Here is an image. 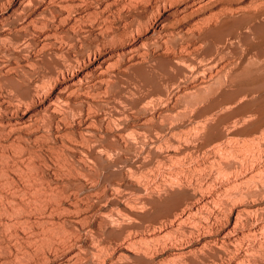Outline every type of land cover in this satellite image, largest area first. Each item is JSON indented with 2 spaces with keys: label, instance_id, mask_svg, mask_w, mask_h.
Returning <instances> with one entry per match:
<instances>
[{
  "label": "rangeland",
  "instance_id": "rangeland-1",
  "mask_svg": "<svg viewBox=\"0 0 264 264\" xmlns=\"http://www.w3.org/2000/svg\"><path fill=\"white\" fill-rule=\"evenodd\" d=\"M263 5L0 0V264H264Z\"/></svg>",
  "mask_w": 264,
  "mask_h": 264
},
{
  "label": "bare ground",
  "instance_id": "bare-ground-1",
  "mask_svg": "<svg viewBox=\"0 0 264 264\" xmlns=\"http://www.w3.org/2000/svg\"><path fill=\"white\" fill-rule=\"evenodd\" d=\"M252 1V0H251ZM256 1V0H255ZM263 2V1H262ZM108 3V2H107ZM240 3V2H239ZM260 3H261V1H260ZM262 4V3H261ZM125 5V4H124ZM200 5V4H199ZM257 5V4H256ZM258 5H259V2H258ZM257 5V6H258ZM248 6V5H247ZM250 6H251V4H250ZM264 6V5H263ZM26 7V6H25ZM241 7V6H240ZM262 7V6H261ZM260 7V8H261ZM227 8V7H226ZM225 8V9H226ZM247 8V7H246ZM251 8V7H250ZM259 8V7H258ZM104 9V8H103ZM122 9V8H121ZM224 9V8H223ZM224 9V10H225ZM244 9V8H243ZM23 10V9H22ZM120 10V9H119ZM185 10V9H184ZM235 10H237V9H235ZM248 10V12L249 13H251V15L252 14H254V12H255V10H256V8H253V9H247ZM226 11V10H225ZM230 11V10H229ZM258 11V10H257ZM221 12V11H220ZM232 12V11H231ZM178 13V12H177ZM246 13V12H245ZM258 13V12H257ZM224 14V13H223ZM251 15H250V17H251ZM256 15V14H255ZM101 16V15H100ZM234 16V15H233ZM216 17V16H215ZM210 18V17H209ZM218 18V17H217ZM255 18V17H254ZM44 19H46V18H44ZM205 19V18H204ZM212 19V18H211ZM263 19V18H262ZM115 20V19H114ZM207 20H208V18H207ZM264 20V19H263ZM44 21V20H43ZM46 22V21H45ZM35 24V23H34ZM113 24V23H112ZM206 24V23H205ZM204 24V25H205ZM201 25V24H200ZM208 25V24H207ZM260 25V24H259ZM115 26V25H114ZM254 26V25H253ZM38 27V26H37ZM199 27V26H198ZM262 26H258L257 27V30H259L260 28H261ZM111 29V28H110ZM195 29H197V27L195 28ZM235 29V28H234ZM250 30V29H249ZM256 30V31H257ZM114 31V30H113ZM228 31V30H227ZM254 31V30H253ZM214 32V31H213ZM110 33V32H109ZM114 33V32H113ZM212 33V32H211ZM257 33V32H256ZM197 34V33H196ZM242 34V33H241ZM254 34V33H253ZM200 35V34H199ZM233 35V34H232ZM160 36V35H159ZM197 36V35H196ZM224 36V35H223ZM264 37V36H263ZM187 38V37H186ZM256 38V37H255ZM167 39V38H166ZM196 39V38H195ZM216 40V39H215ZM211 41H212V39H211ZM261 41V40H260ZM145 42V41H144ZM143 43V42H142ZM173 43V42H172ZM255 43V42H254ZM146 44V43H145ZM168 44V43H167ZM203 44V43H202ZM206 45V44H205ZM243 45V44H242ZM138 47H139V45H138ZM198 47V46H197ZM168 48V47H167ZM210 48V47H209ZM197 49V48H196ZM217 49V48H216ZM230 49V48H229ZM192 50V49H191ZM232 51V50H231ZM138 52V51H137ZM133 53V52H132ZM227 53V52H226ZM143 54V53H142ZM229 54V53H228ZM259 54V53H258ZM233 55V54H232ZM142 56V55H141ZM222 56V55H221ZM224 56H226V55H224ZM197 58V57H196ZM232 58V57H231ZM212 62V61H211ZM242 62V61H241ZM35 64V63H34ZM264 64V63H263ZM100 65V64H99ZM213 66H215V65H213ZM260 66V65H259ZM38 67V66H37ZM40 67V66H39ZM16 68V67H15ZM36 69V68H35ZM212 70V69H211ZM214 70V69H213ZM217 70H219V69H217ZM222 71V70H221ZM220 71V72H221ZM87 73V72H86ZM87 75V74H86ZM84 81V80H83ZM53 82V81H52ZM74 83V82H73ZM236 83V82H235ZM70 84V83H69ZM255 84V83H254ZM80 85V84H79ZM78 86V85H77ZM244 89V88H243ZM64 91V90H63ZM260 108V107H259ZM262 111V110H261ZM89 145V144H88ZM98 145V144H97ZM100 145V144H99ZM105 145V144H104ZM87 146V145H86ZM119 149V148H118ZM122 149V148H121ZM22 221V220H21ZM22 223V222H21ZM16 227V226H15ZM20 229V228H19Z\"/></svg>",
  "mask_w": 264,
  "mask_h": 264
}]
</instances>
